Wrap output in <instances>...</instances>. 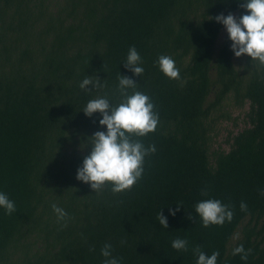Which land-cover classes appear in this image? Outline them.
Returning a JSON list of instances; mask_svg holds the SVG:
<instances>
[{"label":"trees","instance_id":"1","mask_svg":"<svg viewBox=\"0 0 264 264\" xmlns=\"http://www.w3.org/2000/svg\"><path fill=\"white\" fill-rule=\"evenodd\" d=\"M221 13L243 9L239 0H0V191L16 205L0 210V264H103L106 243L121 264H196L197 247L217 251V264H264V64L234 56ZM131 46L140 77L122 63ZM160 55L179 79L159 71ZM120 74L159 114L154 132L133 137L156 151L130 191L94 192L76 171L86 138L104 129L82 110L98 96L118 104ZM86 76L103 86L81 90ZM209 198L231 208L230 222L203 226L194 206ZM178 237L187 250L172 248ZM240 244L246 260L232 254Z\"/></svg>","mask_w":264,"mask_h":264},{"label":"clouds","instance_id":"2","mask_svg":"<svg viewBox=\"0 0 264 264\" xmlns=\"http://www.w3.org/2000/svg\"><path fill=\"white\" fill-rule=\"evenodd\" d=\"M239 3L243 9L239 18L232 13H221L214 19L225 29L231 51L236 58L246 55L251 61L264 64V0H239ZM122 63L134 76L140 77L144 72L141 56L135 46L129 47ZM156 64L168 79H179L180 70L170 56L160 55ZM89 86L97 88L103 85L96 76H86L79 87L88 91ZM135 86L132 79L120 74L118 88L121 100L118 104H112L107 96H98L88 100L82 110L86 117L99 114L101 118L98 124L104 129L86 138L90 151L76 171V179L89 185L94 192L105 184H110L114 193L130 191L142 178L145 157L156 151L154 145L145 147L139 139L133 138L154 132L159 122V114L154 110L151 98L146 93L135 90ZM129 89L132 91L129 92ZM261 194L264 195V190H261ZM181 206L176 205L175 211L169 207V215L174 216ZM240 208L245 210L246 204L242 202ZM52 209L57 222L66 225L68 213L56 204H52ZM0 210L6 215L16 211L15 202L4 191H0ZM194 210L204 227L222 225L225 221L230 222L233 217L231 208L219 199L198 201ZM157 218L159 224L167 229V217L160 211ZM188 219H193L191 213ZM171 246L177 251H185L188 241L178 237L171 242ZM194 253L197 256L196 264H217V251L207 255L197 247ZM100 254L104 257L103 264H121L120 259L112 254L111 244L106 243ZM232 254L240 255L242 260L247 259L243 244L236 246Z\"/></svg>","mask_w":264,"mask_h":264}]
</instances>
